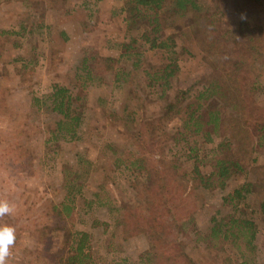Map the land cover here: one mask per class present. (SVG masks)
<instances>
[{
    "label": "trees",
    "instance_id": "16d2710c",
    "mask_svg": "<svg viewBox=\"0 0 264 264\" xmlns=\"http://www.w3.org/2000/svg\"><path fill=\"white\" fill-rule=\"evenodd\" d=\"M19 1L32 17L28 30L33 31L42 27L46 4L65 0ZM120 1L127 37L116 42L118 52L84 48L73 69L74 89L55 82L43 99L32 96L37 109L45 105L57 114L46 143L79 141L88 116L116 130L120 148L106 140L93 172L104 173L106 181L113 163L129 182L130 194H120L116 202L106 196L100 203H108L121 240L145 237L147 245L137 254L141 264H257L251 252L257 218L264 216V26L249 30L236 12L259 10L263 0H237L233 10L229 0ZM92 28L82 22V31ZM190 48H197L205 69L189 85H174L179 57ZM153 50L159 54H149ZM103 81L126 86L120 110L94 94ZM3 98L1 93L0 102ZM180 140L187 146L184 154L166 152ZM71 159L60 168L66 193L51 205L61 243L27 264H95L89 233L62 222L66 216L73 222L79 177L92 165L79 152ZM214 192L219 206L203 230L197 213ZM95 195L100 196L97 190ZM113 236L106 250L120 246ZM226 244L240 259L226 253Z\"/></svg>",
    "mask_w": 264,
    "mask_h": 264
},
{
    "label": "rangeland",
    "instance_id": "374dc122",
    "mask_svg": "<svg viewBox=\"0 0 264 264\" xmlns=\"http://www.w3.org/2000/svg\"><path fill=\"white\" fill-rule=\"evenodd\" d=\"M236 3L237 0H229L231 10ZM261 7L256 11L236 12L246 14L247 20L243 24L249 30L258 24L264 26V0ZM45 8L41 15V29L35 27L30 31L28 28L33 20L22 3L19 0H0V31L2 28L7 30L0 32V86L5 88L0 92L4 94L0 102V199L14 205L11 214L0 217V225L12 226L16 237L10 247L7 264H27L38 254L42 257L44 250H57L61 232L55 230L53 222L57 217H54L51 205L58 203L66 193L60 168L64 162H73V152L91 160L92 165L79 177L82 186L74 194V209L70 215L74 223L69 216L62 222H68L74 230L89 233L95 264H141L137 254L147 245L145 237L138 234L126 241L121 240V233H114L108 203H100L105 201L106 196L116 202L121 198L120 194H130L129 182L113 163L106 181L102 178L104 173L98 175L93 172V163L101 155L100 150L106 140L115 144V148H120L119 134L104 120L99 122L98 118L94 120L88 116L79 128V141L52 138L46 143L57 114L45 105L37 109L32 101L34 95L43 99L55 82L74 89L73 69L84 48L92 47L100 53L118 52L116 42L127 37L121 1L65 0L55 4L51 2ZM225 20L229 21V18L225 17ZM82 22H88L94 28L82 31ZM20 23H25L27 29L22 28ZM149 54L157 56L159 52L153 50ZM179 65L174 85H189L205 69L197 48L182 53ZM93 91L103 97L106 107L120 110L127 88L124 85L113 87L103 81ZM92 92L89 100L94 99ZM87 111L90 113L89 108ZM186 151L187 146L182 140L166 149V152H177L179 155ZM80 165L83 167L86 163ZM208 168L202 165L204 171ZM99 181H102V187ZM96 190L99 198L95 195ZM207 199L206 207L197 213V224L203 230L209 214L219 206V193L208 194ZM41 231L45 232L43 237ZM112 233L120 246L115 250H106V242ZM254 243L256 247L251 255L257 264H263L262 215L257 218ZM226 247V253L240 259L231 244H226Z\"/></svg>",
    "mask_w": 264,
    "mask_h": 264
},
{
    "label": "clouds",
    "instance_id": "9594fccd",
    "mask_svg": "<svg viewBox=\"0 0 264 264\" xmlns=\"http://www.w3.org/2000/svg\"><path fill=\"white\" fill-rule=\"evenodd\" d=\"M241 21L246 22L245 13L239 15ZM14 211V205H11L6 199H0V217L11 214ZM15 229L9 225H0V264H7L10 255V247L15 243Z\"/></svg>",
    "mask_w": 264,
    "mask_h": 264
}]
</instances>
